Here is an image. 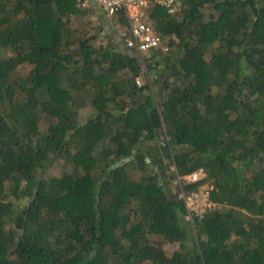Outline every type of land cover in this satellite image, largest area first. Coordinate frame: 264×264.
I'll return each instance as SVG.
<instances>
[{"label": "trees", "instance_id": "trees-1", "mask_svg": "<svg viewBox=\"0 0 264 264\" xmlns=\"http://www.w3.org/2000/svg\"><path fill=\"white\" fill-rule=\"evenodd\" d=\"M179 1L140 59L120 12L0 0V264H264V0Z\"/></svg>", "mask_w": 264, "mask_h": 264}, {"label": "built area", "instance_id": "built-area-1", "mask_svg": "<svg viewBox=\"0 0 264 264\" xmlns=\"http://www.w3.org/2000/svg\"><path fill=\"white\" fill-rule=\"evenodd\" d=\"M98 5L107 17H113L116 13H122L127 21L128 36H126V46L140 55L149 49L160 48L163 52L169 51L166 38L154 31L147 20L148 11L151 7L159 6L166 9L169 14H176L180 7L179 0H91ZM125 32H122L124 35ZM139 84V79H136ZM205 174L202 170L193 171L178 179L186 182H196L202 179ZM201 188V187H200ZM199 188V189H200ZM191 192L187 195L182 193L189 214L201 215L212 205L208 198V191L205 189Z\"/></svg>", "mask_w": 264, "mask_h": 264}, {"label": "rangeland", "instance_id": "rangeland-1", "mask_svg": "<svg viewBox=\"0 0 264 264\" xmlns=\"http://www.w3.org/2000/svg\"><path fill=\"white\" fill-rule=\"evenodd\" d=\"M96 13H98V18L101 20V21H97L96 22V19H95V21L94 20H92V19H90V21H92L93 22V25H94V27H98V25L100 26V24L101 25H103V26H108L107 28H111V29H113L114 30V35L115 34H117V27L114 25V24H111L110 23V21H111V19L109 18V17H107L103 12H96ZM96 17V16H95ZM109 22V24H108V22ZM93 31V33H97V32H95L94 30H92ZM27 69H28V67H26V66H19V67H17V71H18V73L19 74H21V75H23V74H25L26 73V71H27ZM139 82H141V80H140V78H139ZM93 114V112L91 111V109L90 108H88V107H86V108H83V109H80V111H79V117H80V119L81 120H84V119H86L87 117H89L90 115H92ZM151 146H149V147H151V148H153V149H155V148H158L157 146V143H155V142H153V140H151L150 141V143H149ZM62 165H64V162H63V160H62V158H57V159H53V160H51V162H49L48 163V166H47V169L46 170H44V171H42V177H44V178H46V177H49V176H53V175H59L60 174V172H61V168H62ZM174 170V167H173V165H170V166H168V171H167V173L168 174H170V172L171 171H173ZM139 173H135L133 176L135 177V178H137V177H139ZM177 179L175 180H172L171 178H170V188L171 189H174L175 190V187H176V185H177ZM205 186L206 185H203V186H201V188L199 189V190H201V189H205ZM180 195H182V193H180ZM216 205H212L210 208H208V209H211V208H213V207H215ZM153 238H155L156 236H152ZM177 243H172V242H167V241H163V247H164V249H165V251L167 252V253H171V252H173L174 251V249H176L177 248Z\"/></svg>", "mask_w": 264, "mask_h": 264}, {"label": "crops", "instance_id": "crops-1", "mask_svg": "<svg viewBox=\"0 0 264 264\" xmlns=\"http://www.w3.org/2000/svg\"><path fill=\"white\" fill-rule=\"evenodd\" d=\"M90 2L92 3V5H94L95 3L93 1L90 0ZM139 79V78H138Z\"/></svg>", "mask_w": 264, "mask_h": 264}]
</instances>
